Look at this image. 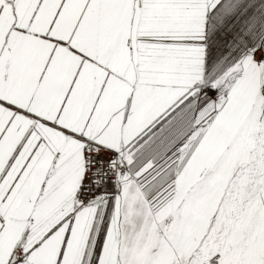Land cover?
Segmentation results:
<instances>
[{
	"label": "snow or ice",
	"instance_id": "6c2138e0",
	"mask_svg": "<svg viewBox=\"0 0 264 264\" xmlns=\"http://www.w3.org/2000/svg\"><path fill=\"white\" fill-rule=\"evenodd\" d=\"M0 264H264V0H0Z\"/></svg>",
	"mask_w": 264,
	"mask_h": 264
}]
</instances>
